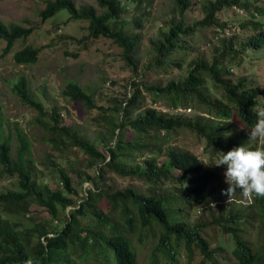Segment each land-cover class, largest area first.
Returning <instances> with one entry per match:
<instances>
[{"label":"trees","instance_id":"16d2710c","mask_svg":"<svg viewBox=\"0 0 264 264\" xmlns=\"http://www.w3.org/2000/svg\"><path fill=\"white\" fill-rule=\"evenodd\" d=\"M129 1L97 0L101 10L98 12L93 6L78 8L73 0H48L41 17L45 21L65 10L72 19L87 21V38L111 39L122 48L125 62L135 69L140 35L129 30L122 20ZM173 3L179 19L161 31L153 42L152 66L176 67L184 75L163 86L144 87L152 102L162 100L173 112L195 108L209 117L202 120L176 113L169 115L155 107L141 108L145 97L138 89L143 83L137 77L130 84L131 93L123 100L115 99L111 107L114 113L107 117L109 136L100 151L75 129L62 125L55 109L44 111L42 104L30 95L25 78H19L13 91L22 103L38 113V122L45 121L43 127L51 148L59 152L79 149L88 160L86 166H96L97 171L91 177L85 170L73 169L77 179L81 178V185L85 181L90 185L80 196L73 178L57 167L61 186L52 189L46 183L38 184L31 165L24 161V155H30V144L23 133H17L18 152L14 161L9 138L0 140L2 173L18 177L17 190L0 193V264H137L133 241L137 237L136 241L142 242L143 236L157 240L147 264H178L182 251L186 252L188 261L198 251L202 255L199 264H264V236L257 243L244 238L249 227L256 225L259 234L264 231V197L250 195L251 205L231 206L211 214L210 220L190 225L181 213L182 207L209 205L222 192L223 183L220 175L204 165L196 154L170 144L173 133L186 130L203 138L205 148L212 149V154L218 157L240 145L258 148L257 144H251L252 139L246 133H234L231 119L250 132L258 111L264 110L260 99L264 88L251 85L246 79L233 81L226 76L246 54V49L264 47V20L258 19H264V6L258 0H204V16L189 24L184 14L192 1L173 0ZM235 6L246 11L253 6V18L241 24L249 31L244 45H223L210 60L201 56L184 64L182 56L191 51L188 43L203 38L198 31L204 27L213 28V32L223 29L219 14ZM130 24L139 27L140 21ZM33 30V27L6 25L0 20V40L6 43L4 54ZM39 53V48L25 45L13 57L18 64H33ZM208 81L219 98L212 99L207 94ZM61 94L81 102L89 110L95 108L94 95L75 81L68 82ZM259 148H264V140ZM108 173L140 181L146 192L132 186L114 189L106 184ZM31 203L46 210L49 218L29 214ZM13 216L24 220L13 222ZM209 225L219 227L224 235L231 237L232 261L215 260L222 245L210 246L203 233Z\"/></svg>","mask_w":264,"mask_h":264},{"label":"rangeland","instance_id":"374dc122","mask_svg":"<svg viewBox=\"0 0 264 264\" xmlns=\"http://www.w3.org/2000/svg\"><path fill=\"white\" fill-rule=\"evenodd\" d=\"M48 0H0V20L6 25L16 24L23 27H33L34 30L26 38L18 39L9 52L4 54L6 43L0 40V140L9 138L10 156L15 160L18 152L17 133H23L30 144V155H24V161L31 165L38 184L46 183L50 188L60 187L58 182L57 167L66 171L73 179V185L82 196L84 189L90 187L85 181L81 185V178L77 179L76 170H85L93 177L96 174V166L87 167V158L76 148L59 152L47 143V131L43 127L44 120L38 122V113L31 107L22 103L18 95L13 91L14 84L19 78L26 80L27 88L32 98L40 102L44 111L55 109L60 115L61 124L70 126L86 139L91 141L96 149L102 151L104 139H108L109 128L107 117L114 112L111 110L115 99L123 100L125 95L131 93L130 84L139 77L144 84H139L138 89L145 97L141 108L155 107L169 115L180 114L184 117H209L202 110L195 108L177 109L173 112L164 101L152 102V96L145 90V85H166L170 80H179L184 71L176 67L164 66L157 68L152 66L154 53L153 42L158 39L161 31H165L174 21L179 19L173 0H130L128 8L124 12L122 20L126 27L140 35V43L136 50L134 61L135 69L127 64L122 57L123 50L111 39L100 37L87 38L88 22L74 20L67 11L62 10L56 15L42 20L41 11L46 7ZM78 8L88 6L95 7L98 12L97 0H73ZM126 2V0H122ZM192 4L186 10L184 19L192 24L204 16L202 5L204 0H191ZM260 1L262 7L264 0ZM253 6L246 11L242 6L228 8L219 14V21L223 23V29L204 27L198 33L203 38L188 43L191 51L182 56L184 64L192 58L204 57L210 60L213 53H219L223 45H244L249 35L248 29L241 24L252 17ZM255 13V12H254ZM260 21L264 20L258 18ZM139 20L140 26L130 24ZM247 23V22H246ZM25 45L39 48L40 53L37 62L33 64H18L14 60V52ZM246 54L232 69L230 77L233 81L246 79L251 85L264 88V47L261 50L246 49ZM225 63H223V66ZM137 74V76H135ZM77 82L83 89L94 95L95 108L87 109L81 102L74 101L61 94L65 85ZM137 81V80H136ZM207 94L212 99L219 98V93L207 84ZM264 104V94L260 97ZM48 121V119H46ZM234 124V133H249L243 125L231 119ZM263 140H252L251 144L261 147ZM170 144L188 150L196 154L199 160L220 175L223 183L222 192L215 196L209 205L196 208L194 204L182 207V215L190 225L203 223L210 220L211 214L226 211L232 207L245 208L252 204L251 196L244 197L237 189L229 198L224 193L228 184L225 181V166L215 165L219 157L215 156L212 149L205 148V141L194 132L182 130L173 133ZM29 159H28V158ZM139 160V159H138ZM142 160V158L140 159ZM106 184L114 189H123L132 186L141 192H146V187L140 182L129 178H121L112 173L105 177ZM18 177L2 173L0 166V193L8 190H17ZM70 209V207L68 208ZM29 214L37 213L38 218L48 219L49 214L43 208L30 204ZM28 214H26L27 216ZM21 217H12L13 222H21ZM204 230V236L208 239L212 248L222 246L215 254L218 263L232 261V239L223 234L219 227L209 225ZM244 238L248 242H259L263 236L258 233L255 226L249 227L244 232ZM143 241L138 242L134 238L133 245L137 251V264H147L150 252L156 239L143 236ZM178 264H199L202 255L196 251L192 259L188 261L185 251L178 257Z\"/></svg>","mask_w":264,"mask_h":264},{"label":"clouds","instance_id":"9594fccd","mask_svg":"<svg viewBox=\"0 0 264 264\" xmlns=\"http://www.w3.org/2000/svg\"><path fill=\"white\" fill-rule=\"evenodd\" d=\"M249 136L252 140H264V110L258 111ZM222 153L215 165L225 166L228 187L223 194L230 198L238 189L244 197H264V148L240 145Z\"/></svg>","mask_w":264,"mask_h":264}]
</instances>
